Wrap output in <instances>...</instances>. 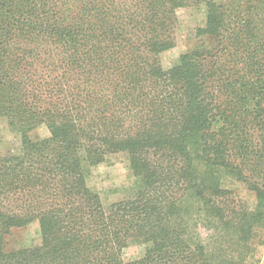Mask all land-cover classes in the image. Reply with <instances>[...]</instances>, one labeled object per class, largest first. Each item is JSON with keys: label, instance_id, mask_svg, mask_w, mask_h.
<instances>
[{"label": "trees", "instance_id": "trees-1", "mask_svg": "<svg viewBox=\"0 0 264 264\" xmlns=\"http://www.w3.org/2000/svg\"><path fill=\"white\" fill-rule=\"evenodd\" d=\"M201 5L200 46L165 69ZM0 120L21 138L0 155V264H260L264 0H0ZM117 156L133 182L106 206L88 183ZM33 223L40 243L9 249Z\"/></svg>", "mask_w": 264, "mask_h": 264}, {"label": "rangeland", "instance_id": "rangeland-1", "mask_svg": "<svg viewBox=\"0 0 264 264\" xmlns=\"http://www.w3.org/2000/svg\"><path fill=\"white\" fill-rule=\"evenodd\" d=\"M222 3L225 0H215ZM206 7L204 5L189 7L178 11V27L175 46L170 51L162 54L160 60L165 69L176 65L180 57L189 50L200 46L201 41L195 37L196 29L205 23ZM34 141L47 138L49 132L45 127L31 133ZM21 146V138L13 132L6 122L0 120V155L8 151L14 152ZM133 178L127 167L124 156L111 158L107 163L96 167L89 179L90 188L97 192L103 203L109 206L125 197V190L131 186ZM9 249L14 247L33 246L40 243L38 223L13 232L8 238ZM144 247L130 246L125 249L123 257L125 261H135L143 257ZM260 264H264V248L258 254Z\"/></svg>", "mask_w": 264, "mask_h": 264}]
</instances>
